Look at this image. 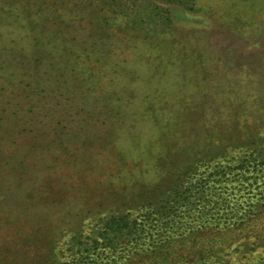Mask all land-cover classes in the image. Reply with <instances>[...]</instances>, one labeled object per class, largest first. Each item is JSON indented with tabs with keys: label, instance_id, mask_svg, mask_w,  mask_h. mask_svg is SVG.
<instances>
[{
	"label": "rangeland",
	"instance_id": "1",
	"mask_svg": "<svg viewBox=\"0 0 264 264\" xmlns=\"http://www.w3.org/2000/svg\"><path fill=\"white\" fill-rule=\"evenodd\" d=\"M187 3L168 23L155 15L168 4L143 2L150 18L135 8L103 35L74 29L59 41L67 56L48 55L53 43L35 53L13 24L0 29V249L18 248L19 263L65 250L100 217L154 207L163 198L155 186L167 195L189 184L177 170L224 151L230 161L199 166L214 191L231 184L211 180L217 161L245 171L243 154L253 152L263 163L232 193L217 189L215 202H264V0ZM257 210L222 238L233 240L229 264H264V206ZM56 258L49 264L68 261Z\"/></svg>",
	"mask_w": 264,
	"mask_h": 264
},
{
	"label": "trees",
	"instance_id": "2",
	"mask_svg": "<svg viewBox=\"0 0 264 264\" xmlns=\"http://www.w3.org/2000/svg\"><path fill=\"white\" fill-rule=\"evenodd\" d=\"M143 2L155 3V8L168 4L167 10L162 12L159 8L158 15L155 13L160 21H166L164 23L172 21L173 10L179 16V9L191 8L187 0H0V29L13 24L16 29H25L21 39L30 44L35 41V46H39L35 53L46 49L44 45L53 43L46 50L48 55L61 49L67 56L72 51L67 52V47L59 42L60 39L65 41L62 39L65 34L77 28H86L103 35L107 32L109 21L117 22L120 19V24L129 22L135 10H138L137 14L150 18L152 12H147L148 5H141ZM171 3L173 5L170 6ZM18 42L16 40L10 45L11 51L15 50ZM59 45L61 48H58ZM46 57L42 53L34 61L42 63ZM86 60L84 66L87 72L88 56ZM228 155L224 151L201 158L196 165L177 170V178L188 179L189 184L179 183L167 195L164 186H155L153 191L157 197L161 194L163 198L160 197L154 207L140 208L138 212L130 208L120 209L100 217L87 234L81 233L82 229L76 231L65 250L49 247L42 253L43 256L35 260L31 258L33 262L30 264L55 263L59 256H67L68 259L61 264H229L226 249L233 244V240H228L227 246L226 240L222 238L242 227L248 219L257 218V208L264 206V202L257 200L254 204L256 210H244L242 204L237 205L229 196L219 195L221 199L215 202L217 189H221L223 194L230 193V189L237 187L233 183H240L246 171H256L258 165L263 163L258 160L259 155L253 152L243 154L239 168L248 169L245 171L239 169L234 172L233 169H238V166L235 168L217 161L209 174L214 176L211 180L231 184H219L214 191L215 187L209 184L210 177H206L207 171L200 170L199 166L215 158L230 161ZM217 203L221 204L220 208L214 206ZM194 207L197 208L196 212ZM203 235H209L212 240H198ZM8 249H0V264H29L16 260V255L20 253L18 248Z\"/></svg>",
	"mask_w": 264,
	"mask_h": 264
}]
</instances>
